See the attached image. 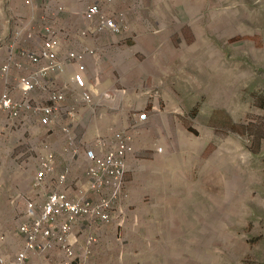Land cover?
Here are the masks:
<instances>
[{"label": "rangeland", "instance_id": "obj_1", "mask_svg": "<svg viewBox=\"0 0 264 264\" xmlns=\"http://www.w3.org/2000/svg\"><path fill=\"white\" fill-rule=\"evenodd\" d=\"M151 3L144 12H123L120 34L127 38L98 49L119 56L133 73L141 63L150 73L131 80L147 95L149 119L134 132L111 223L79 221L69 239L72 259L55 251L54 261L264 264V0ZM60 4L66 6L59 16L70 0H0V49L16 28L35 15L52 16L48 9ZM144 26L151 34L137 47ZM5 64L0 61V73ZM20 132L6 137L0 130V251L7 255L23 249L19 226L33 221L52 189L31 184L46 151L43 137Z\"/></svg>", "mask_w": 264, "mask_h": 264}, {"label": "built area", "instance_id": "obj_2", "mask_svg": "<svg viewBox=\"0 0 264 264\" xmlns=\"http://www.w3.org/2000/svg\"><path fill=\"white\" fill-rule=\"evenodd\" d=\"M116 1L103 0L108 5H113ZM62 10L61 7L57 13ZM84 15L85 20L96 23L91 31L89 28L83 31L82 36L99 33L118 35L125 27L123 12L106 13L98 3L87 6ZM46 22L50 23L44 25L39 32L42 44L36 52L21 49L17 45L24 34L22 27L17 28L9 40L8 58L0 73L5 83L4 91L0 95V117L5 128L24 131L26 125L34 119L51 135L53 128L59 125L62 93L55 87L47 89L48 105L42 104L36 98L41 90V83L51 76L63 73L68 63H82L87 55L94 53L92 49L84 47L78 54L67 53L60 57V33L53 26V22ZM16 49L23 51L18 56L19 59H14ZM27 67L28 74L13 78V70L21 73ZM108 97L109 94L103 95V98ZM80 103L84 111L91 113L94 101L88 93L81 94ZM132 115L135 119V122L130 124L132 128L147 123L149 119L144 110H135ZM80 118L78 111L69 112L68 123L61 128V135L64 139V150L66 149L65 152L72 158L77 157L81 151L84 152L87 162L84 182L78 180L67 186L70 169L65 168L60 174H56L55 155L46 144V151L38 162L37 173L31 183L32 188L41 191L50 187L47 184H52L62 189L51 192L32 222L28 220L19 226L23 249L14 255L11 262H7L5 257H0V264H36L35 257L43 258L45 264H57V261H54L56 258L50 254L55 251L66 259H72L73 249L69 239L76 223L84 219L103 225L111 223V204L121 195L126 160L128 155H133L135 151L132 137L124 132H115L112 144L99 141L93 148L87 149L85 143L76 135ZM157 151L161 152L162 148ZM106 192L111 193L109 198H104ZM30 214L33 216L32 211ZM88 244L91 245L92 242L89 241Z\"/></svg>", "mask_w": 264, "mask_h": 264}, {"label": "crops", "instance_id": "obj_3", "mask_svg": "<svg viewBox=\"0 0 264 264\" xmlns=\"http://www.w3.org/2000/svg\"><path fill=\"white\" fill-rule=\"evenodd\" d=\"M141 2L131 4L128 0H117L113 5H108L103 0H70L71 7L63 12V14L61 13L60 16L55 15L61 7L63 10L65 9L66 5L60 4L62 5L60 8L56 6L50 7L48 10H51L52 16L48 15L50 13L48 11L47 16H44V18L53 22L55 29L60 33L59 56L63 57L67 53L78 54L84 47L95 51L98 49L104 50V46L121 42L127 38L124 34L108 35L104 33L82 36L83 31L87 28L91 31L96 23L95 21H87L84 18V12L88 5L98 3L105 12L108 7H112L115 11L118 10L124 13L132 12L133 10L136 13H140L152 6L151 0H141ZM106 13L109 12L107 11ZM35 16L38 17V21H36L37 19L34 21L31 20L22 25L24 26L22 27L24 34L19 42L21 48L31 52L40 50L42 43L39 32L44 26L42 24L47 23L40 15ZM150 21L152 20L148 19L145 22L149 25ZM150 31L147 26H144L143 30L139 33V36L143 35V39L140 42H135L134 45L137 47L139 44L141 46L145 45L144 34H151ZM8 41L3 42L6 45L4 51L0 49V61L8 58ZM99 50L96 53L87 55L82 63H68L63 73L58 76H51L41 83V90L38 92L39 94L36 98L42 104L45 103V105H48L49 90L47 89L55 87L56 90L62 93V100L59 105V125L53 128L52 134L49 135L50 132L47 129L41 128L39 122L34 119L26 125V130H21L23 136L25 134L33 136L32 133H34L35 135L39 134V136L41 135L43 137L44 143L52 149L55 155L56 174H60L65 168L70 169L67 186H71L72 183L78 180L82 183L84 182V172L87 165L84 152L81 151L77 157L72 158L70 154L65 152L66 149L64 150V139L63 135H61V128L68 123V113L71 111L79 112L81 118L76 135L80 141L85 143L87 149H91L99 141L112 144L115 132H124L133 138L134 132L141 129L130 127V124L135 122L132 115L133 111L144 110L148 103L147 95L144 97V90L141 84L139 88L136 86L133 89L131 86L133 84L131 82L133 76L142 78L150 74L145 69L140 68L142 63L139 64L137 72L133 73L132 68L127 69V65L120 66L119 56L115 59L113 56ZM112 69H116V72ZM27 72L28 67L21 73H13V78L18 75H26L28 74ZM10 82H12V79ZM2 90L3 85L0 80V94ZM83 92L88 93L94 101V106L90 109L92 110L91 113L84 111L80 103ZM104 94H109L110 97L103 98ZM0 130L6 137L12 132L11 129L5 128L4 123L0 124ZM47 186L52 187V189L46 192L45 195L59 190L58 188L62 189V187L56 188L52 184H47ZM39 200L42 202L41 199ZM6 233L7 237L13 235L9 230H6ZM19 243L22 244V240ZM3 244L5 245L7 243L4 241ZM0 247L2 246L0 245ZM0 254L5 255L7 262H11L16 253L7 255L5 248L0 251ZM53 257L56 258L57 262L59 261L56 253L53 254ZM43 262L45 264V261Z\"/></svg>", "mask_w": 264, "mask_h": 264}]
</instances>
